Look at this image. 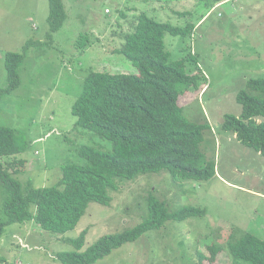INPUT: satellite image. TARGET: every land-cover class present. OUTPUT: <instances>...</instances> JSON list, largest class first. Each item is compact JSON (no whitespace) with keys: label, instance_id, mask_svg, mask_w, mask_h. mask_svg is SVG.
Segmentation results:
<instances>
[{"label":"rangeland","instance_id":"1","mask_svg":"<svg viewBox=\"0 0 264 264\" xmlns=\"http://www.w3.org/2000/svg\"><path fill=\"white\" fill-rule=\"evenodd\" d=\"M67 19L50 33L49 0H0V88L7 82L5 56L24 52L18 68L21 84L0 93V124L14 129L24 150L6 157L19 180L35 187L59 181L64 164H81V145L113 149V141L76 126L72 106L92 71L137 73L123 54L125 35L143 12L160 22L195 28L188 36L166 33L173 59L193 55L191 73L205 80L183 94L179 104L193 122L207 120L201 148L216 161L209 180L174 178L170 171L141 173L118 180L110 205L90 203L78 225L65 233L43 230L34 221L6 226L0 236L2 258L10 264H61L57 255L74 248L68 239L87 230L85 241L121 232L144 220L153 195L173 211L186 205L206 209L205 216L167 220L160 228L125 243L94 264H197L198 251L210 255L213 243L223 246L215 261L232 264L225 245L252 232L264 239V155L221 128L226 113L239 115L236 100L250 78L264 76V0H63ZM88 35L81 52L76 43ZM27 42L30 45L26 47ZM5 192L0 185V221Z\"/></svg>","mask_w":264,"mask_h":264},{"label":"trees","instance_id":"2","mask_svg":"<svg viewBox=\"0 0 264 264\" xmlns=\"http://www.w3.org/2000/svg\"><path fill=\"white\" fill-rule=\"evenodd\" d=\"M50 33L63 27L67 11L63 0H49ZM195 28L160 22L143 12L134 28L125 35L117 52L137 68V73L90 71L83 89L72 106L76 126L92 130L113 141V149L83 144L81 164L68 163L52 186L35 187L22 183L5 164V158L24 150L13 128L0 124V185L5 192L4 214L0 236L6 226L34 221L43 230L65 233L74 229L92 202L110 205V190L118 180L134 179L141 173L168 170L174 178L209 180L216 175L217 165L201 148L204 131L211 124L188 119L180 97L199 89L204 76L191 73L188 63H199L193 55L173 59L166 49L165 34L188 36ZM28 47L30 42L26 44ZM76 46L81 52L88 46V35L82 34ZM24 52L9 51L5 56L7 82L2 92H12L21 84L20 66ZM239 115L226 113L221 128L232 131L248 147L264 155V76L250 78L238 91ZM148 214L133 227L105 234L92 243L85 241L87 230L68 239L72 250L60 252L61 264H94L114 249L135 241L149 230L160 228L167 220H184L205 216L206 209L186 205L171 211L166 202L151 195ZM225 248L232 264H264V239L252 232L238 238L231 236ZM210 255L198 251L197 264L216 260L223 246L213 243ZM3 264H10L2 258Z\"/></svg>","mask_w":264,"mask_h":264}]
</instances>
